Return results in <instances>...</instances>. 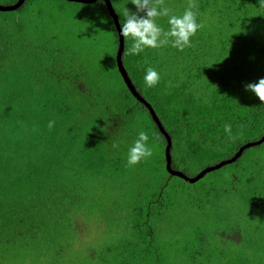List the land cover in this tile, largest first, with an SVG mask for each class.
Returning <instances> with one entry per match:
<instances>
[{
  "label": "trees",
  "instance_id": "obj_1",
  "mask_svg": "<svg viewBox=\"0 0 264 264\" xmlns=\"http://www.w3.org/2000/svg\"><path fill=\"white\" fill-rule=\"evenodd\" d=\"M97 2L107 12L118 37L105 1ZM252 2L259 5V0ZM261 7L263 10L258 12L264 23V6ZM4 12L0 10L3 13L0 16V264H12L11 251L18 255V252L32 250V246L46 244L49 239L55 241L57 248L63 245L59 243L65 235L72 236L78 221L71 213L83 217L82 209L90 194L84 187V179L90 180V169L97 176L102 171L103 174L109 172L129 178L136 203L132 224L135 236L124 239L121 248L147 259V264H165L169 260L164 253L165 246L159 240L163 235L159 234L171 230L172 226H182L184 220L180 221L178 216L184 214L192 201L202 210L208 207V212L203 218L191 221V227L196 230L179 232L185 254L179 256L180 260L214 261L218 256L217 249L222 247L226 253V247L236 246L240 241L252 247V264H264V191L252 190L250 182L264 174L261 169L264 167V141L244 148L241 153H247L250 147L258 150L252 152V169H246L250 177L247 188L252 190L249 191L252 215L230 219L228 213L218 210L217 205L224 195L236 201L241 190L234 185L228 188L190 185L188 191L191 193L186 195L175 190L177 185L169 182V177L177 175L167 170L166 136L147 106L128 88L116 58L111 59L114 75L98 72L92 83L89 64L68 59L71 55L64 53V49L69 43L57 44L58 37L50 36L48 27L43 30L38 23H27L28 29L19 21V32L13 33L14 41L9 45L7 37L12 35V24ZM261 27V32L257 30L252 35L255 42H252V57H248L252 58V64L249 59L243 60L244 65H250V73L245 76L238 72L223 75L218 71L208 75L217 78L209 79L203 70L193 71V64H190V73L178 80L179 76L170 71L167 61L168 69L159 84L149 89L144 86V70L154 66L153 63L163 66V59L152 53L142 60L143 65L137 70L124 65L138 93L153 107L171 138L174 168L175 147H184L181 156L192 154L194 157L202 153V145L213 139L212 145L230 148L223 159L226 160L242 146L253 142L242 139L245 134L255 135L254 141L264 135V104H259L258 98L244 87L264 77V24ZM37 31L49 36L43 45H40L42 38ZM169 49L172 55L177 53V50ZM199 79H205L209 84H201L200 88L202 93L209 90L206 102L189 91L192 83ZM49 121H54L51 128ZM226 123L232 126L231 139L223 131ZM142 129L149 132L153 154L141 163L129 166L127 147ZM157 152H161L164 159L158 161ZM165 174L167 179L163 177ZM228 175L226 177L231 181L238 179L235 172ZM201 178L195 182L182 179L194 184ZM176 210L179 214L173 213ZM46 213H49L48 217ZM52 215L71 220L70 229L62 226L66 228L64 232L54 236L52 233L60 225L50 224ZM208 217L213 219L212 226L204 222ZM131 247L135 249H129ZM245 253L234 254L244 262L249 260Z\"/></svg>",
  "mask_w": 264,
  "mask_h": 264
},
{
  "label": "rangeland",
  "instance_id": "obj_2",
  "mask_svg": "<svg viewBox=\"0 0 264 264\" xmlns=\"http://www.w3.org/2000/svg\"><path fill=\"white\" fill-rule=\"evenodd\" d=\"M14 1L0 0V5H10ZM111 1L118 14L120 24L124 20L125 7L135 11V6L130 2L127 3V0ZM197 3L198 18L203 23V27L192 37L191 47L178 51L170 45H165L157 49H145L143 53L131 56L127 54L131 41L125 39L124 65L129 69L136 67L137 70L143 65L142 60H146L153 53L159 59L164 60L163 66L157 63H153L154 66H152L161 73V78L168 69V63L170 71L179 76L178 80L182 79L186 73H190L188 72L191 67L190 64H193V71L201 69L205 72L204 76L209 79L217 78L218 76L208 75L218 71H221L223 75L225 73L233 75L238 72L240 75L245 76L250 73L248 71L250 65H244L243 60L249 59V63L252 64V58H248L252 57V35H254L255 31L259 30L258 32H261L262 30L261 26L264 23H262L261 13L258 10H263V8L253 3L252 0H197ZM164 6L179 14L188 6V0H164ZM15 10L4 12V15L12 24V35L7 37L9 45H12V41H14L13 33L19 32V21L24 25L27 23L31 25L38 23L42 29L43 27H48L50 36L55 35L58 37L57 44L69 43L64 49V53L71 55L68 59L76 60L77 62L81 60L89 64L88 69L92 83L93 80L97 79L96 74L98 72H104L106 76L108 74L114 75L115 68L112 66L111 59L116 58L118 37L107 12L102 9L101 3L97 1L82 3L69 0H26L20 8ZM2 14L0 13V16ZM139 14L143 15V13ZM158 23L167 29L166 17L159 18ZM13 26L15 29H13ZM26 26H28V29L30 28V25ZM42 31H37L38 36L42 38L40 45H43L46 42V38L49 37ZM31 37L32 34L29 31V41H31ZM171 48L173 51L177 50V53L172 55V52L168 51ZM246 54L251 56H243ZM224 66L225 68L222 70ZM171 78L173 79L172 76ZM189 79L188 77L187 82ZM174 83L176 82L174 81ZM201 84L209 86L207 80L199 79L192 83L189 91H193V94L200 96L206 102L209 90L208 93L206 90L202 93L200 91ZM242 139L254 141L256 136H252V133L245 134ZM212 140L209 144L202 145V153L194 155V157L192 154L181 156L184 147L181 146V149L175 147L173 150L175 169L189 176H194L204 169L205 166L221 162V160L226 158L225 155L228 154L230 148L228 146L222 148L221 146L212 145ZM257 151L255 147H250L248 152L241 155L237 161L209 172L194 184H190L178 176H168L169 182L173 186L177 185L175 190H181L186 195L191 193L188 191L191 188L190 185H195L196 187L204 184L221 185L223 188L234 185L241 190L236 201L224 195L220 205H217L219 207L218 210L228 213V218L230 219L231 217L234 219L243 218V215L248 216L249 213L252 215V200L249 198V193L254 188L255 190L264 191V174L257 175L253 181L255 183L252 182V179L250 180L252 183V190L249 189L250 192L247 188L250 177L246 169H252V152ZM157 153L156 159L158 161L161 158L164 159L161 152ZM262 166L264 165L262 164ZM261 169L264 172V167ZM244 170H246L245 173ZM234 172L238 175V179L235 182L226 177V175L229 176L228 174ZM163 177L167 179L166 174ZM84 185L90 194H88L87 201L82 209L84 211L82 213L83 217L81 218L71 213L74 219L77 218L76 222L78 221V227L75 223L74 228L76 230L72 236L65 235V238L59 243L63 245L57 246V248L55 247V241L49 239L50 243L49 241L46 244L40 243L38 247L32 246L34 247L32 250H26L22 253L18 252V255H16L15 251H11L12 264H147V259H143L142 256L137 255L133 251L121 248L124 239H133L135 236L132 224H134V207L136 203L134 187L130 184L129 178L109 172L103 174L102 171L100 176H97L90 169V180L84 179ZM81 188L83 189L82 186ZM207 212L208 207L205 210L197 208L194 201L190 203L184 214H179L177 210L173 212L178 213V219L180 221L183 219L184 223L182 226H172L171 230L159 234V236L163 235L159 237V240L165 246L164 253L169 258L164 263L241 264L240 262L243 261L239 260L234 253L244 254L246 252L245 256L248 254L249 260L244 261L243 264H252V247L247 244L244 245L240 241L236 246L226 247L228 248L226 253L222 247L217 249L218 256L214 261L207 260V262H204L201 258L197 262L189 261L188 259H185V261L180 260L179 256H185V254L179 232L196 230L191 227V221L203 218V214ZM47 214L49 216V213H46V216ZM248 219L251 224L252 216ZM212 220V218L208 217L204 222L212 226ZM174 221L176 222L177 219L175 218ZM54 223L60 225L58 230L52 233L55 236L58 233L62 234L66 228L70 229L71 220L66 219V217L62 218L61 215L59 218L52 215L50 224L53 225ZM250 230H252V224ZM186 235L189 236V233ZM129 249L135 248L131 247ZM220 251H223V253L219 254ZM227 253H232L234 256Z\"/></svg>",
  "mask_w": 264,
  "mask_h": 264
},
{
  "label": "clouds",
  "instance_id": "obj_3",
  "mask_svg": "<svg viewBox=\"0 0 264 264\" xmlns=\"http://www.w3.org/2000/svg\"><path fill=\"white\" fill-rule=\"evenodd\" d=\"M129 2L135 6V11L125 7L119 31L123 39L131 41L127 49L128 55L136 56L145 49H157L165 45L183 51L191 47L192 37L203 27L198 18L197 0H188V6L179 14L164 6V0H127ZM259 5L264 6V0H259ZM161 17L167 18V29L158 23ZM160 80L161 73L156 68L149 66L144 70L143 82L146 88L157 86ZM244 87L258 98L259 104H264V77L247 83ZM53 123L54 121H49L48 127L51 128ZM223 131L229 139L232 138L231 124H224ZM149 141L148 131L142 129L137 132L136 138L127 147L126 162L129 166H135L152 156Z\"/></svg>",
  "mask_w": 264,
  "mask_h": 264
},
{
  "label": "water",
  "instance_id": "obj_4",
  "mask_svg": "<svg viewBox=\"0 0 264 264\" xmlns=\"http://www.w3.org/2000/svg\"><path fill=\"white\" fill-rule=\"evenodd\" d=\"M25 1L26 0H17L16 2H14L13 4H10V5H0V10L8 11V10L18 9L19 7H21L23 5V3ZM69 1L82 2V3H92V2H95L97 0H69ZM104 1L106 3V6H107V8L109 10L110 15L113 17L115 27H116V29L118 31V49H117V52H116L117 67H118L120 73L122 74V77H123L124 81L126 82L128 88L132 92V94L137 99H139L141 102H143L147 106V108L149 109L153 120L156 122V124L158 125L159 129L161 130V132L166 136V139H167V145H166V148H165L166 166H167V170L171 174L180 176V177L184 178L185 180H187L189 182H195L199 178L203 177L208 171L220 168L221 166H223L226 163H230V162L235 161L241 155V153L244 150V148L249 147L250 145H253V144L261 143L262 141H264V135H263L260 140L253 141L252 143H247L244 146H242L240 149L237 150V152L230 159H226V160H223L221 162L216 163L213 166L206 167L201 172H199L197 175H195L193 177L187 176L182 171L175 169L172 166V156H171V153H170L171 147H172L171 138L168 135V133L165 130V128L162 125V123L160 122V120H159L158 116L156 115L153 107L150 105V103L143 96H141L138 93L135 85L132 82V79L128 75V72H127V70H126V68H125V66L123 64V60H122V55H123V52H124V49H125V39H123V37L120 36V32H119L120 31L119 17H118V14H117V12H116L113 4H112V1L111 0H104Z\"/></svg>",
  "mask_w": 264,
  "mask_h": 264
}]
</instances>
